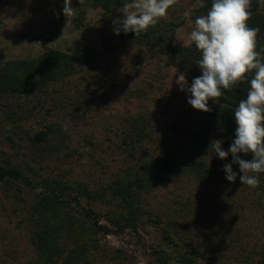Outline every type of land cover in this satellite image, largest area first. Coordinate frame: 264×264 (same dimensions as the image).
<instances>
[{"label":"rangeland","instance_id":"rangeland-1","mask_svg":"<svg viewBox=\"0 0 264 264\" xmlns=\"http://www.w3.org/2000/svg\"><path fill=\"white\" fill-rule=\"evenodd\" d=\"M203 3L177 0L168 9L166 18L179 20L175 45L192 44ZM63 6L64 0H0V67L38 59L51 48L81 61L80 74L47 93L0 100V163L35 182L53 176L104 190L103 197L82 203L115 232L103 233L83 209L71 210L69 233L78 240L61 242L66 251L81 246L82 259L73 264H188L186 257L191 264H264V177L258 175L257 187L226 179L224 165L232 164L237 177L239 165L231 153L219 158L210 144L220 140L227 151L229 140L219 138L218 122L189 104L191 94L176 83L180 73L189 86L194 78L169 55L120 41L113 21L124 14L116 3L108 12L97 0L83 6L72 0L77 10L69 21ZM76 88L82 96L71 95ZM213 103L209 99V107ZM51 124L58 130L40 140ZM200 130L209 143L190 139V131ZM117 180L138 193L142 213L135 229L119 230L103 216L126 211L109 187ZM40 192L23 180L0 182V264L36 259L28 208Z\"/></svg>","mask_w":264,"mask_h":264},{"label":"trees","instance_id":"trees-1","mask_svg":"<svg viewBox=\"0 0 264 264\" xmlns=\"http://www.w3.org/2000/svg\"><path fill=\"white\" fill-rule=\"evenodd\" d=\"M128 2H131V0H97V3L103 5L106 10L110 9L114 3L122 7L124 3ZM212 2L213 0H204L203 5L199 8L200 15L207 14ZM174 6L175 4L169 9ZM249 11L251 15L247 23L251 28H259L256 38V50L261 53L258 58L264 61V0H251ZM176 17L173 16L169 19L162 17L156 25L150 26L147 32H142L138 36L133 32L125 34L121 31L118 37L120 41L127 42V44L142 45L153 48L156 53L169 55L174 63L181 66L187 75L190 74L192 78H195L202 73L200 66L196 63L201 58L200 51L195 46V42H192L188 47L173 43L172 36L179 23L178 17ZM117 43L120 42L116 41L115 44ZM108 45H110V41ZM80 62L74 55L55 48L48 49L38 59L6 62L0 67V100L8 96L29 98L35 93H47L49 86L52 84H60L63 79L72 80L75 75L80 74ZM247 75L250 81L252 73ZM89 76V73H87L86 77ZM249 88V82H239L232 86L231 91L222 89L221 97L217 98L219 103L214 102L213 106L210 107L211 111L205 113V115L218 122L221 127L219 138L229 140L230 146L234 142L235 129L238 126L234 109L238 107L240 100L246 99ZM79 89L76 88L71 95L75 96L77 91H81L78 94L82 96L84 91L82 92ZM60 99L65 98L61 97ZM81 99L88 104L89 98L81 97ZM57 130L58 128L54 127L53 124L49 125L48 130H45L40 140L45 141L50 133ZM190 139L199 144H207L210 141L207 132L204 130L190 131ZM239 155L245 160L253 158L251 153L247 155L240 153ZM199 164L203 166L202 162ZM157 175L155 174V177H158ZM258 175L264 177V172ZM10 180H23L30 188H41L40 198L28 208V214H31L28 224L29 227L34 226L31 233V244L37 254L36 259L31 264H73L75 261L82 259V256L77 254L81 246L66 251L64 243L61 242L62 237L67 241L78 240L77 236L75 237L69 233L71 225L75 223V215L71 210L81 211L83 209L84 216L93 219L99 231L106 234L115 232L107 224L98 222L97 217L102 216V214L96 212L92 206L82 203L83 198L87 199L88 204H90L92 200L95 201L103 197L104 190L103 192L101 190H91L83 184H71L53 176H47L41 182H35L24 170L13 165L7 166L0 163V182ZM236 180L241 181L239 177ZM112 185L109 187L121 199L126 211L119 217L110 214L103 216L119 230L128 227L131 229L137 228L142 213L138 193L132 188V184H123L120 180ZM71 200L74 201L75 205L72 204ZM167 239L172 241L169 236ZM192 259V257H186L185 261L191 264ZM160 260L162 261L161 264L165 263L164 260Z\"/></svg>","mask_w":264,"mask_h":264},{"label":"clouds","instance_id":"clouds-1","mask_svg":"<svg viewBox=\"0 0 264 264\" xmlns=\"http://www.w3.org/2000/svg\"><path fill=\"white\" fill-rule=\"evenodd\" d=\"M177 0H131L124 3L120 11L122 19L113 21L117 35L133 32L136 36L147 32L159 19L166 17L168 9ZM81 6L85 0H79ZM251 0H213L206 15L195 19V27L190 32L191 41L200 51L201 58L196 62L202 75L194 78L191 86L184 73H180L176 83L182 91H187L188 103L195 109L211 111L209 99L219 103L222 89L231 91L239 82H249L250 88L246 99L239 101L234 109L236 124L235 139L225 151L221 141L210 144L219 158L226 159L229 153L232 163L240 168L242 184L257 187L258 174L264 172V61L257 52V33L259 28H251L247 21L250 18ZM77 8L72 0H64L63 14L68 21ZM184 46V43H183ZM249 73L252 78L248 79ZM240 153H251L253 158L245 160ZM226 179L235 182L238 173L233 171L232 164H225Z\"/></svg>","mask_w":264,"mask_h":264}]
</instances>
